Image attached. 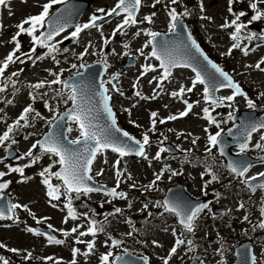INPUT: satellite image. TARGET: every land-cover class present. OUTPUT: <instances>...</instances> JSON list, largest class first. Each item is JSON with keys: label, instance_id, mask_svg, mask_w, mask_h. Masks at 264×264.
<instances>
[{"label": "rangeland", "instance_id": "1", "mask_svg": "<svg viewBox=\"0 0 264 264\" xmlns=\"http://www.w3.org/2000/svg\"><path fill=\"white\" fill-rule=\"evenodd\" d=\"M195 1V2H194ZM189 1L188 5H183L185 10L188 11V15L185 16L191 24L193 35L207 48L212 58L220 60L222 65L235 75L236 80L242 84H246L250 91L249 98H254V91H261L264 88V72L255 69V64L264 56V47L256 48L252 46L251 41H245L242 47L247 46L250 51L247 56L243 55L239 49L233 50L232 54L223 55L230 47L232 41L230 40V34L234 31L231 27L222 28L226 21L230 22L234 19L232 13L227 11L229 8V0H194ZM237 0H233L231 6L235 5ZM49 0H26L11 1L6 6H1L2 12L0 13V61H2L14 48V44L10 43L11 37L17 32V25L26 17L30 15H38L42 11V6L48 3ZM116 0H96L93 5L83 15L80 23L87 22L92 15L100 14L98 9H105V11L111 10ZM154 0H143L142 8L137 16V21H143V17L151 15L153 12L156 15L153 17L151 24L146 21L137 23L135 26L127 27L126 34L121 35L117 33L112 38V32L116 26L123 20V16H119L102 26L103 37L110 39V43L107 46L103 44V37L100 31L93 29L87 33H83L80 36V40L73 45L71 42L64 45L68 39L64 37L70 36L71 30L66 31L60 36L57 41H63L57 45L59 51L54 53L57 64L51 56L46 52V55L38 60L33 66H28L29 60L25 57V63H14L9 66L5 72V76H10L12 72H21L16 80V90L19 94L12 98V92L14 91L9 85L8 90L4 93H0V98L4 97V102L0 106L2 112H0V134L6 130L8 125L14 123L15 119L19 116L22 110L31 105L35 112H39L42 117L35 116V112L29 114V119L33 126L27 128H19L14 131L13 138L17 140V143L11 145V149H14L18 156L26 153L31 145L38 140L44 132L47 131L49 124L48 120H52L53 116L57 115L59 109H66L70 101L65 104L64 97H55V91L61 88V85H53L51 88L47 86L39 90H33L30 85L40 81H51L54 79L49 72H59L64 69L61 75V80L69 75H73L77 69H71L73 63L79 65L81 63L88 64L91 62L107 60L108 68L104 79L109 80L114 74L119 73L117 87L119 92L112 89V85L108 84L110 93L114 97V108L117 113L118 123L121 128L127 130L129 133L139 136L138 140H142V134L144 132H150L149 121L150 114L156 112V135L150 137V146H147V157L145 160H137L133 157L124 159L120 162L119 168L123 172V176L119 179L121 181V190L123 189L128 198L122 200L120 198H114L113 200L100 197H93L92 194L87 196H81L80 202L82 204L99 203L100 208H121V217H116L108 222L110 233L106 235L104 232L95 241L96 250L95 254L84 255L87 251L85 243L79 244L76 249H79L75 259L76 264H99L101 252H109L110 249L121 253L127 249H135L134 253L137 255L145 256L148 258L150 264H162V257H166V253L169 252L173 246L175 238L171 235L174 220V215H169L163 211V208H157L154 206L156 201H159V196H156V192H149L144 186L148 185L154 180V173H159L164 170V175L158 182V186L165 187L170 183H180L184 185L186 190L198 196H208L212 200L209 207L201 213L200 218L196 222V229L194 234H186L188 239L193 240V250L187 251V247L181 246L178 248L177 253L171 258L169 264H188L192 259L197 261L202 260L204 264H231V257L228 252L234 247L246 240L254 241V251L256 254L257 263L264 264V237L263 231L259 227L255 230L259 221V204L264 199V191L258 190L252 193L245 189L240 179H236L234 175H223L217 181L212 184L207 183L205 188V182L208 181L209 176L205 168L202 167L203 163L213 164L215 162L214 156L217 155L214 149L211 153L206 151L207 147V135L208 133L215 134L217 131L222 133L227 132L232 128L233 123L228 120V113H235L237 109H247V102L245 99L238 98L232 102L231 107H217L212 110L211 106L205 103L203 98V87L197 85L192 92L184 94V100L193 104L192 110L186 117L168 121L166 123H159L160 119L167 118L169 115L178 114L180 111L186 108L181 98H173L171 93L178 91L180 86H191V80L195 77L194 74L187 69H177L172 73V76L163 84L162 89L156 88V80L149 83L153 77L160 75V69L158 63L154 58L145 60L144 56H141L137 51L143 46L148 37L143 35L135 36L134 33L144 30H151L156 32H165L168 29L169 17L166 15L169 7L172 6L169 0H161L160 4L152 7ZM60 4H57L58 7ZM54 7V5H53ZM52 7V8H53ZM51 8V9H52ZM191 8L195 9L194 12ZM199 8L200 11H199ZM258 8L260 9V3L258 2ZM50 9V10H51ZM54 9V8H53ZM248 9V6H247ZM264 9V8H263ZM178 13H183L182 9L176 8ZM11 13V14H10ZM194 13V15H192ZM245 17V16H244ZM243 18V17H242ZM27 28L28 25H25ZM43 31V30H41ZM195 31L199 33H195ZM241 37H244V29L241 30ZM38 35V34H37ZM53 42V43H56ZM91 43L92 47H89L88 54L83 57V60L79 59L80 53H82ZM23 44V45H22ZM21 44V52H28L30 47V38L26 35L23 37ZM128 47L125 48L124 45ZM40 47H37V50ZM67 49V51H63ZM113 49L115 50L113 52ZM254 49V51L252 50ZM151 51V47L144 49L147 54ZM95 53V54H93ZM125 53H127L125 55ZM98 58V59H97ZM122 58V59H121ZM132 58L133 65L129 68H125L127 64L126 59ZM100 59V60H99ZM121 59V63H119ZM151 64L156 66V71H148L144 73V65ZM264 64H262V67ZM22 70V71H21ZM135 85V87H134ZM21 90V91H20ZM254 90V91H253ZM35 91V93H34ZM139 91L143 97H151L155 91V99H141L135 95ZM47 92V96L42 99L41 94ZM67 90H65V93ZM123 93V95L120 94ZM30 94H34L37 98L35 101L31 99ZM231 95L229 91H223L219 96ZM55 97V98H54ZM12 100L11 104H8V100ZM45 100L51 105L55 111H49L45 106ZM199 101V103H197ZM166 106V107H165ZM204 107L210 108V114L213 118L221 122L220 128H216L215 125L208 124L207 120L203 118L204 114L202 109ZM129 109V112L125 111ZM131 121H135L140 127L135 126ZM72 127L69 138H75L78 135L77 125H71V122L67 123ZM205 128L208 132H205ZM191 133V135H189ZM27 137V139H25ZM166 137V139H165ZM196 143L193 144L192 140L196 139ZM160 141H163L161 144ZM260 141V134L257 133L252 136L249 143V149L246 154L252 153L256 148L254 145ZM164 143L171 145L181 152L178 157L168 155L166 152L161 153L160 160H155L153 157L160 147H163ZM264 143V142H262ZM5 148L0 147V171L8 172V166H24L29 163V159H14L12 161H6L4 158ZM34 154L38 155L39 152L34 150ZM252 155V154H250ZM17 156V157H18ZM115 153L107 151L100 155L95 163V169H103V177L99 181L114 187V182L117 180L116 169L113 167L115 161L118 160ZM163 157V159H162ZM55 157L48 155L42 156V158L34 164L32 167H26L24 169V177L22 178L19 173H10L0 179V183L10 181L9 187L4 192H9L11 203H19L22 206H27L29 211L22 210L23 216L33 219V215L37 219L43 217H49L50 219L44 221L46 224H51L53 228L61 229L60 224L61 215L56 211L50 210L44 204L43 192L44 189L41 186V176L39 173L46 167L52 165ZM105 159L107 163H104ZM190 163H196V166H191ZM167 166V167H166ZM58 167V164L52 167V171ZM177 171L181 174L171 176L170 171ZM264 170V165L255 166L247 176H253ZM226 172V171H225ZM227 173V172H226ZM203 174V179L201 176ZM131 179H128V176ZM96 176H94L95 178ZM24 179L21 182L20 179ZM27 178V179H25ZM18 181V182H17ZM135 184L136 187L132 188L131 185ZM224 187H226L224 189ZM141 190L146 192L140 193ZM43 191V192H42ZM206 193V194H205ZM221 194L220 198L223 200H217L213 194ZM212 194V195H211ZM145 196V197H143ZM99 201V202H97ZM245 205L244 209L238 210L240 203ZM129 203L131 207H129ZM148 204L145 209L144 205ZM213 207H222L226 209V214H215L212 210ZM257 207V209H256ZM96 214L95 212L93 215ZM248 215V221H244L243 217ZM96 216V215H95ZM103 217V215H100ZM106 218V217H105ZM129 220V221H128ZM36 221V220H35ZM149 221V222H148ZM72 224V223H71ZM71 225L67 226L68 229ZM136 227L141 232L143 237L138 235V232L134 236H129L127 233L131 232V228ZM156 228V230H154ZM178 232L181 231L180 227H176ZM149 237H144L147 232H150ZM132 233V232H131ZM133 234V233H132ZM109 237L123 241L119 247L111 248V240ZM141 239V241H140ZM157 241L161 247L155 246L152 242ZM107 242V243H106ZM69 243V244H68ZM0 244L5 245V248H0V252L6 254H12L13 257L24 261L28 252H31L29 264H53V259L59 258L62 260V264H71V245L73 239H69L66 242V246L62 250L61 247L46 248L42 243L21 230L16 228H0ZM123 245L126 247L124 248ZM9 249H18L19 253H13ZM50 257L47 260L48 263L43 262L44 257ZM73 259V258H72ZM71 260V261H70Z\"/></svg>", "mask_w": 264, "mask_h": 264}, {"label": "snow or ice", "instance_id": "2", "mask_svg": "<svg viewBox=\"0 0 264 264\" xmlns=\"http://www.w3.org/2000/svg\"><path fill=\"white\" fill-rule=\"evenodd\" d=\"M22 2H26V0H22ZM171 5H176L180 2V0H169ZM258 2L264 3V0H249V7L253 11V15L249 23L253 21L259 20L262 16H264V12H261L258 8ZM8 0H0V6H6ZM68 0H49L48 3H45L42 6V11L38 15H33L24 18L16 27L17 32L11 37L10 43L14 44V48L9 54L0 61V93H4L8 90L9 85H11L12 89L16 90V80L13 78L19 77V72H12L10 76H5L6 70L9 68L11 64L19 61L20 63H25L26 60L22 59L21 56L26 57L27 60H31L33 54L36 53L37 47L47 49L48 54L51 58L56 61V57L54 53L58 52L59 49L57 45L62 43L63 41H57L53 43L55 38L59 36L63 31H65L67 27L68 19L71 16V12H68L67 15L65 13H61L58 15L55 20L49 22V14L50 9L55 4H67ZM161 0H154L152 7H155L157 4H160ZM232 3L233 0H229V9L228 11L233 14L234 19L230 22L226 21L222 28L232 27L234 31L230 34V40L232 41L231 46L228 51L223 55H231L233 50L239 49L242 51L243 55L247 56L249 54L250 49L247 46L242 47L241 44V30L245 29L247 25L241 22V18L247 15L245 11H240L238 13H233L232 11ZM142 5V0H117L115 6L109 10L105 11V9H98L100 13L104 15L97 16L92 15L89 19L88 23L83 25H76L75 30L70 33V36L64 37V39H73L74 41H78L79 35L85 29L97 28L100 31L101 36L103 37L102 26L98 25V21L105 18V16H113V15H122L123 20L116 26V28L112 32V38L115 37L117 33L121 35L126 34L127 27L135 26L137 23H142L146 21L151 24L153 22V17L156 15L153 12L151 15H147L143 17V21H137L136 16L140 10ZM11 14V13H10ZM189 13L185 10L183 13H178L176 8L169 7L167 11V15L169 17L168 28L172 33H176L178 28H182L180 21L183 16H187ZM25 25H28L26 28ZM2 28V25H0ZM43 29V31H41ZM39 32V35L37 33ZM143 35L148 37L146 42L143 44L141 48L137 51L141 56H144L145 60L154 58L159 61V69L162 71L158 77H153L149 83H152L153 80L157 81L156 88L160 89L161 85L165 80H168L172 76V70L174 68H191V70L195 73V77L191 80V86L185 87L183 85L180 86L178 91H174L171 93L173 98L179 97L183 99V96L187 92H192L197 85H203V98L205 103L211 106L212 110H215L217 107H231L232 102L235 100L237 96L244 97L247 102V106L249 109H255L256 105L252 99L248 98L247 94L242 90L239 83L235 82L233 77L226 72L220 65L214 63L209 59L207 55L201 50L200 45L197 43L195 39H193L192 35L189 33L185 39L181 40L179 44L174 41H158V37L161 36V33L151 30L141 29L134 33L135 36ZM21 35H27L30 38V50L27 53H21V55H17V53L21 52V42L19 37ZM261 39L264 40V35L257 36L254 33H248L246 39L251 41L252 39ZM110 43V39L107 37H103V44L107 46ZM151 46V51L149 53H145L144 49ZM89 47H92L91 43L87 47H85L84 51L80 53L79 59L83 60V57L88 54ZM125 48L128 47L127 44L124 45ZM254 51V49H252ZM63 51H67L64 49ZM115 50L113 49V52ZM95 54V53H93ZM127 53H125L126 55ZM198 54V55H197ZM202 58V61L201 59ZM58 64L59 61H56ZM264 64V58H262L259 62L255 64V69L261 72H264V68L261 65ZM92 65H87L81 63L79 65V69L83 68H91ZM108 68L107 60L103 61V71L106 72ZM71 69H77V71L73 74L71 78L68 80H61V75L63 74L64 69H61L59 72H49L50 75L54 77L51 81H40L35 84L30 85L33 90H39L44 87L51 88L53 85H61V88L55 91V97H64L66 95V99H64V103L67 104L71 101V107L67 109L62 115L59 117L53 116L52 120H48L47 123L54 129V131H50L45 134L42 139L36 140L35 143L31 145V148L21 156L16 157V159H29L30 162L25 164L24 166H8V172L0 171V179L10 173H19L20 176L24 177V169L26 167H32L36 164L44 155H48L50 157H55L52 165L44 168L39 175L42 177V183L47 187V195L50 200H60L61 196H67L68 202L64 205L67 208V217L75 220L77 218V214L75 213L72 207V194L76 195V198H79L81 195L87 196L93 192H101L108 197H118L120 199H127V194L123 191L118 192L117 188L120 184V177L123 176V172L119 168L120 160L114 162L113 167L116 169V177H117V185L115 188L108 189L107 186L93 187L89 182L93 181V176L90 174L92 171L93 163L95 162L98 155H102L105 150L110 149L113 153L118 154L120 158H123L128 155H135L138 157H143L144 159H148L146 154V146H150V137L148 132H145L142 136V140L135 139L131 136L127 131H122L119 127H117V121L115 113L111 107V99L112 97L108 94L109 89L105 86L106 84H111L112 89L119 92V88L113 81H118L119 73L114 74L109 80L104 81L101 80L98 87L94 84L93 79H77L82 78L83 73L78 70V65L73 63L71 65ZM211 69V71H209ZM157 68L154 65L146 64L144 65V73L146 74L148 71H156ZM22 71V70H21ZM135 87V85H134ZM221 89H231L232 94L228 96H216L215 92ZM65 90L67 92L65 93ZM123 95L122 92H120ZM136 96L141 97V99H155L156 93L154 91L151 97H143L141 93L137 91L135 93ZM261 96H264V92L260 93ZM31 99L35 101L37 98L34 94H30ZM47 96V92L41 94V99ZM54 97V98H55ZM13 101L8 100L7 103L11 104ZM186 108L180 111L178 114L169 115L166 119H160L159 123L163 124L168 121H174L183 117H186L189 112L193 108V104L189 103L187 100H183ZM199 103V101H197ZM44 106L49 111H55V109L49 105V103L45 100ZM166 107V106H165ZM125 111L131 112L129 109H125ZM203 118L207 120L208 124L215 125L216 128H220V123L216 121L213 116L210 114V108L204 107ZM35 112V109L28 105L25 107L19 116L15 119L14 123L8 125L6 130L0 134V147H4L6 152H9L11 145L17 143V140L13 138V133L15 130L19 128H27L33 126L29 119V114ZM157 113L152 112L150 114L151 127L148 131L155 133V127L157 123ZM36 117H40L41 119H45L41 116L39 112H35ZM233 119V113H228V120ZM70 121L77 125L79 131V137L77 139L68 140L64 135L63 131L60 130L59 125L61 121ZM135 126L140 127V125L136 124L135 121H131ZM260 130H264V119L259 121H253L249 118L248 123L242 124L238 129V135L233 134V130L229 129V135H233V139L238 142V155L245 153L249 148V142L252 139L253 133H256ZM68 132L72 131V128L67 129ZM205 132H208V129L205 128ZM119 133L120 136L116 134ZM191 135V133H189ZM222 130L217 131L215 134L208 133L207 135V147L206 151L208 153L212 152L213 148L219 147V153L221 156L225 155V148L223 146V141L221 140ZM27 139V137H25ZM166 139V137H165ZM196 139L192 140V143H196ZM260 141L264 142V135L260 136ZM162 144L163 141H160ZM254 147L256 149L264 150V143L257 142ZM39 149V154H34V150ZM168 151V149L160 147L156 152L153 159L160 160L161 153ZM2 162V161H0ZM104 163H107L105 159ZM58 164L59 170L53 172L51 169L53 166ZM167 167V166H166ZM229 171L237 178L240 179L241 183L252 193H255L258 190L264 191V172H260L257 175L247 176L252 165L246 161H231L227 165ZM170 171L171 176H176L181 173L177 171H173L171 169H167ZM103 169L97 172V175H103ZM211 176V181H206L204 187H207V183L212 181H217L218 177L215 174H212L210 171L208 173ZM164 175V170H161L159 173H154L155 179L151 181L148 185L144 187L147 190H153L156 187V182L161 180ZM60 181L59 185H53L51 183L52 178ZM27 179V178H25ZM128 179H131V176H128ZM203 179V174L201 176ZM24 182V180H21ZM256 182V183H253ZM10 181H6L0 183V193H3L8 187ZM132 188H135L136 185H131ZM206 194V193H205ZM217 197L219 194L217 193ZM4 197L0 195V201H2ZM56 205H53L55 207ZM131 207V204L128 205ZM154 206L157 208H163L165 213L173 214L178 218V224L180 226V234L177 235V230L172 229V235L176 237L173 246L170 248L168 255L166 257H162L163 264H169L171 258L177 253L178 248L181 246H187V251L191 252L193 250V240L188 239L186 234H194L196 229V222L200 218L202 212L206 209H209L208 203L193 205L186 201L176 203L170 200L164 201H156ZM148 204L144 205L146 209ZM245 205L241 202L238 205V210L244 209ZM23 209L24 211H29L27 206H22L18 203H10L7 205L6 209L0 207V220L12 219L15 221V210ZM121 212L120 208L115 209V213L119 214ZM260 215L262 217L261 222L258 227L260 229H264V202L261 203L260 207ZM33 219L36 220L37 223H41L42 221H46L50 219L49 217H43L37 219L35 215H33ZM244 221H248V215L243 217ZM62 223H67V218H65ZM89 226L87 231H79V227H73L70 232L65 231L63 229H55L51 224L47 225L48 232H42L38 229L28 227L26 229L27 232L36 235V236H44L47 239L49 244L61 245L65 243L64 240L56 238L52 235V232L60 231L63 236L67 237L70 234H74L79 232V237H83L86 235H91L93 237L96 236L98 232L104 231L103 225H98V223L94 220H89ZM127 235L131 236L132 233L129 232ZM77 237L74 243H86L87 251L84 255H89L94 247L95 241H82ZM111 240V246L113 248L119 247L123 241L114 239L109 237ZM107 243V242H106ZM155 246L161 247L157 241L152 242ZM6 246L0 244V248H5ZM9 251L13 253H19L18 249H9ZM79 252V249L73 248V260L71 264H76V255ZM127 255V253H125ZM241 255L247 256V251L241 253ZM31 257V252H28L25 256V259ZM112 258V259H110ZM51 259V258H46ZM143 264H148V258L142 257ZM101 264H130L129 261L125 260L123 256H115L113 258V253L111 251L100 257ZM252 264H256L255 256L251 257ZM0 264H10V262L5 259L3 256H0ZM59 264V261L56 262ZM197 264H204L202 260L197 258Z\"/></svg>", "mask_w": 264, "mask_h": 264}, {"label": "water", "instance_id": "3", "mask_svg": "<svg viewBox=\"0 0 264 264\" xmlns=\"http://www.w3.org/2000/svg\"><path fill=\"white\" fill-rule=\"evenodd\" d=\"M113 16H116V15H113ZM113 16H108L107 18L102 19V21H100V22H104V21L112 18ZM180 23H181V25L183 27L182 28H178L176 30V33H172L171 32L169 34H161V36L157 38L158 41L168 40V41H174L177 44H179L181 42V40L185 39L186 36L189 34V31L187 30L185 24L182 21H180ZM40 54H42V52L41 53L39 52L37 57L40 56ZM200 59L202 61V58H200ZM120 62H121V60H120ZM132 65H133V60L131 61L129 59L127 61V64L125 65V67L128 68V67H131ZM102 69H103V66L101 64H99V63L93 64L91 68H83V71H82V73L84 74L83 77L82 78H77V79H93L94 78V84L98 87V85H99V83L101 81V77H102V75L104 73V71ZM189 69H191V68H189ZM209 71H211V69H209ZM68 79L69 78H67L66 80H68ZM258 110L257 111L256 110L255 111H250V112H241L240 115L233 116L232 121L238 123V125L235 128L232 129L233 130V134L234 135H238L239 127L242 124H244V123H248L249 122V118H251V120H253V121H257V120L259 121L261 119H264V117L262 118V116H261V118L260 117L259 118L255 117V115L258 112ZM63 113H61V115ZM263 116H264V114H263ZM64 122H65V120L61 121V123L59 125V128L65 134L66 129L64 127ZM49 131H54V129L51 127V130H49ZM228 133L221 135V140L223 141V146L225 148V155H223L221 157L225 161L226 165H228L229 162H231V161H241V160L246 161V162H248L250 164L264 162V154L259 159H252L251 157L246 156V155H235V154L231 153V149L233 147H238V142L233 139V135H229ZM117 134H119V133H117ZM117 136H120V134L117 135ZM166 149H168V153H170V154H174V155L178 154L173 149V147H171L168 144H166ZM217 151L219 153V147H217ZM13 154L14 153L10 151V155H9V152H8V156H7L8 159H11L12 158L11 155H13ZM128 156L133 157V158H138V156H135V155H128ZM251 161H252V163H251ZM261 179L264 180V178H261ZM253 183H256V182H253ZM185 195L186 194H185L183 188L181 186H177V187H174V188H170V190L168 189V191L166 193V196L164 197L163 201L164 200H170V201H173V202H176V203H180V202H184V201L188 202L189 201L188 203H191L193 205L203 204L204 203L205 199H193L190 196H188V195L185 196ZM245 250L247 251V256L241 255V253L244 252ZM238 252H240V253H238ZM249 254H251V248L249 247V245H243V246H240V247L236 248V255H235V256H237L236 257V259H237L236 264H238L240 262V259H242V258H243L242 259V264H251L250 255Z\"/></svg>", "mask_w": 264, "mask_h": 264}, {"label": "flooded vegetation", "instance_id": "4", "mask_svg": "<svg viewBox=\"0 0 264 264\" xmlns=\"http://www.w3.org/2000/svg\"><path fill=\"white\" fill-rule=\"evenodd\" d=\"M247 6H248V9H247ZM263 8H264V3H260V9L259 10L261 12H264ZM228 9L229 8H227V11H228ZM232 11H233V13H238L240 11H245L247 13V15H245V17L241 18V22H243L247 25V27L244 29L246 35L248 33H250L248 28H253L251 26H255L254 28H256V30H258L260 32V35H264V16H262L257 21H253V22L249 23L251 16L254 14L253 11L249 7V0H237L235 2V5L232 6ZM246 40L247 39L245 37V41ZM251 42H252V40H251ZM252 44H253V42H252ZM259 46H264V45H259ZM259 46H255V47H259Z\"/></svg>", "mask_w": 264, "mask_h": 264}, {"label": "trees", "instance_id": "5", "mask_svg": "<svg viewBox=\"0 0 264 264\" xmlns=\"http://www.w3.org/2000/svg\"><path fill=\"white\" fill-rule=\"evenodd\" d=\"M214 159H215V162L212 165L208 164V163H203L202 167H204L205 170L207 169L206 172L209 173V171H210L212 174H215L218 177V179H219V178H222V176L226 175L227 173L225 172V168L223 167L219 156L215 155ZM225 188L226 187H224V189ZM139 235L141 237H143L141 232H139Z\"/></svg>", "mask_w": 264, "mask_h": 264}]
</instances>
